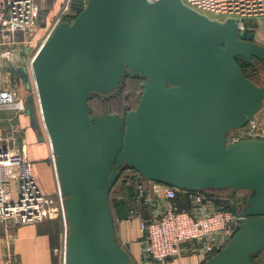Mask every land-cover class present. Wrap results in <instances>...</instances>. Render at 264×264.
Masks as SVG:
<instances>
[{
	"label": "water",
	"instance_id": "1",
	"mask_svg": "<svg viewBox=\"0 0 264 264\" xmlns=\"http://www.w3.org/2000/svg\"><path fill=\"white\" fill-rule=\"evenodd\" d=\"M73 0L30 60L42 126L63 198V264H133L118 241L109 193L125 169L181 191H247L239 228L202 264H253L264 249V141L227 142L262 106L264 87L236 61L264 47L233 18L218 21L181 0ZM3 65L28 88L25 59ZM140 76L132 110L91 114V94ZM25 113L38 129L34 99ZM39 136V140H43Z\"/></svg>",
	"mask_w": 264,
	"mask_h": 264
},
{
	"label": "built area",
	"instance_id": "2",
	"mask_svg": "<svg viewBox=\"0 0 264 264\" xmlns=\"http://www.w3.org/2000/svg\"><path fill=\"white\" fill-rule=\"evenodd\" d=\"M144 1L153 3L157 0ZM181 1L200 14L220 16L224 20L235 19L238 31L249 32L246 24L249 19H259L264 28V0ZM81 3L84 5L85 0ZM40 10L36 0H0V67L19 66L18 56L23 47L29 49L30 32L37 24ZM5 74L0 73V111L25 113L26 97L17 87L20 79L12 80ZM246 139L264 141V103L244 125L227 133L228 143ZM23 145L20 129L0 126V223L3 225L46 219L53 203L40 192L32 173V162ZM51 160L53 164L52 154ZM140 180L136 195L138 207L130 209L127 215L128 220L137 224L140 257L137 261L133 259L135 264L176 258L182 254L186 243H195L191 251L197 252L204 260L217 253L239 228L238 211L214 204L213 198L203 191H181L142 176ZM144 181L151 184L150 189L144 188ZM178 192L191 194L189 209L180 208L175 201ZM154 194L159 196L158 200ZM57 195L63 231L60 247L63 264L67 225L58 188Z\"/></svg>",
	"mask_w": 264,
	"mask_h": 264
},
{
	"label": "crops",
	"instance_id": "3",
	"mask_svg": "<svg viewBox=\"0 0 264 264\" xmlns=\"http://www.w3.org/2000/svg\"><path fill=\"white\" fill-rule=\"evenodd\" d=\"M37 3L40 4L42 11H39L37 24L32 31L37 29L45 39L56 22L60 21L61 12L54 5L43 16V3ZM0 116L1 126H14L21 130L23 149L32 162V173L37 186L44 196L53 200L46 219L17 225L0 223V264H57L53 251L59 242L62 223L57 211V178L51 163L49 141L44 138L39 140V136L42 135L30 126L26 113L0 111ZM144 188L150 189L151 184L147 182ZM154 198L158 200L159 196L154 194ZM142 211L146 214L144 209ZM121 220L120 227L115 225L117 239L118 241L120 239L119 242L124 245L131 259L137 261L140 257V245L136 221L128 220L126 217ZM191 248L190 243H186L180 256L163 262L148 261L147 264H202V257L197 252L191 253Z\"/></svg>",
	"mask_w": 264,
	"mask_h": 264
},
{
	"label": "rangeland",
	"instance_id": "4",
	"mask_svg": "<svg viewBox=\"0 0 264 264\" xmlns=\"http://www.w3.org/2000/svg\"><path fill=\"white\" fill-rule=\"evenodd\" d=\"M37 2H42L43 10V16L45 12L48 10H51L54 5L59 8L60 13V21L61 18L68 17L72 15V10L70 9V4L73 0H36ZM40 5V4H39ZM42 11V10H41ZM210 15V14H209ZM41 16V17H43ZM211 18L217 19L219 21H223L224 19L220 16L210 15ZM247 26L250 29L249 32H252L253 34V41L261 46L264 47V28L260 24L259 19H249L246 20ZM41 32H38L37 29H34L30 32V42H29V51L25 59V64L28 69V78H29V85L28 88L25 87V85L22 82H17L18 90L22 95L27 97L28 95H31L34 99V105H35V115H36V123L38 124V129H36L37 133L39 135H42L44 139H47L45 130L42 126V120H41V114L38 109V104L36 101V88L34 84L33 75L31 72L30 67V60L41 45V43L44 40L43 34H40ZM21 52V51H20ZM19 58V66L23 62V57L20 53L18 56ZM241 63V61H238ZM0 69V73H1ZM5 75H7L10 79H17L18 76L16 74L10 73L8 71H2ZM248 75L250 76V79L258 86L264 87V62L259 60H254V65L250 70H248ZM21 81V80H20ZM139 80H127L124 85L122 86V89L120 91H116L111 94L107 95H100V94H94L90 97V99L87 102V107L91 114H103L106 112H120L121 107L125 106L128 108H134L138 102V99L141 94V88H139ZM114 100L110 101V98L113 96ZM264 103V100H263ZM1 118V116H0ZM2 124H0L1 126ZM52 163V160H51ZM135 173L132 169H125L121 172L119 178L113 185L110 193H109V201L110 205L113 210L114 219H115V225L120 227L121 219L125 218L127 215V211L130 209H136L137 206V199H136V192H137V184L135 178H131L130 175ZM142 184L147 185V182L144 181ZM215 192H209L204 191L206 195L213 198L214 201H219L223 204H220L222 206H228L230 209L234 211H240L242 207L241 200H245L248 192L244 190L240 191H231L229 189H223V190H214ZM190 193H178L177 197L175 198L176 202L179 203H189V197ZM184 205V204H183ZM58 211V210H57ZM116 216V217H115ZM123 216V217H122ZM127 218V217H126ZM61 220V217H60ZM62 223V220H61ZM62 226L60 231V237L59 242L57 245H55V248L58 249L57 251H53L54 257L57 264H62V252L60 251V247L62 245ZM118 236V233H117ZM119 238V237H118ZM120 241V239H119ZM122 245V243H121ZM192 247L196 245L195 243H190ZM124 247V245H122ZM125 248V247H124ZM191 253H194V251H191ZM209 257V256H208ZM207 259V257L205 258ZM203 260V262L205 261ZM133 260V259H132ZM152 261V260H150ZM253 264H264V249L253 259Z\"/></svg>",
	"mask_w": 264,
	"mask_h": 264
},
{
	"label": "trees",
	"instance_id": "5",
	"mask_svg": "<svg viewBox=\"0 0 264 264\" xmlns=\"http://www.w3.org/2000/svg\"><path fill=\"white\" fill-rule=\"evenodd\" d=\"M73 12H72V15L71 16H68V17H62L61 18V21H67V22H71L72 20H73ZM236 61H237V63L239 64V66L241 67V70H242V72L244 73V75L248 78V79H250V76L248 75V70H250L251 68H252V66H249L247 63H245L244 61H242L240 58H236ZM238 61H241V63L240 62H238ZM139 80L140 82H139V88H140V84L144 81V79L142 78V77H140V76H135V77H133V78H129L127 75L123 78V80H122V82H121V84L119 85V87H118V89H117V91H120L121 89H122V86L124 85V83L128 80ZM251 80V79H250ZM92 95H94V94H91L90 96H89V98H88V100L90 99V97L92 96ZM114 97H116V95L115 96H113L112 98H110V101L111 100H114ZM88 100H87V102H88ZM137 105V104H136ZM136 107V106H135ZM134 107V108H135ZM123 108H126V110H132V109H134V108H128L127 109V107H125V106H122L121 107V110H120V112H111V113H118V114H121V112H122V110H123ZM87 109H88V107H87ZM88 111H89V109H88ZM89 113H90V111H89ZM106 113H110V112H106ZM104 114V113H103ZM136 180V179H135ZM139 181H141V180H139ZM136 184L138 185V182H137V180H136ZM178 193H183V192H178ZM178 193H177V195H178ZM137 195V192H136V194H135V196ZM177 195H176V197H177ZM246 199V198H245ZM242 201H243V203H242ZM244 202H245V200H241V203H242V206H243V204H244ZM178 203V205H179V207L180 208H183V209H189V205H188V203L186 204V203H179V202H177ZM184 204V205H183ZM214 204H216V205H220V204H223V203H221V202H219V201H214ZM109 205H110V201H109ZM225 207V209H228V210H232V209H230L228 206H224ZM110 208H111V212H112V214H113V210H112V207H111V205H110ZM232 211H234V210H232ZM128 212H129V210L127 211V213H126V215H128ZM113 217H114V214H113ZM127 217V216H126ZM132 262H133V264H135L134 263V261L132 260Z\"/></svg>",
	"mask_w": 264,
	"mask_h": 264
},
{
	"label": "flooded vegetation",
	"instance_id": "6",
	"mask_svg": "<svg viewBox=\"0 0 264 264\" xmlns=\"http://www.w3.org/2000/svg\"><path fill=\"white\" fill-rule=\"evenodd\" d=\"M249 66H253V65H249ZM123 109H125V110H126V108H123Z\"/></svg>",
	"mask_w": 264,
	"mask_h": 264
}]
</instances>
